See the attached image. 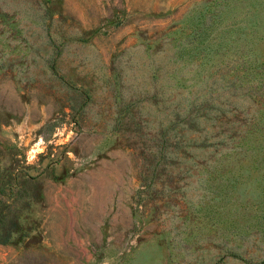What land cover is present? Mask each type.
Here are the masks:
<instances>
[{
    "label": "rangeland",
    "instance_id": "rangeland-1",
    "mask_svg": "<svg viewBox=\"0 0 264 264\" xmlns=\"http://www.w3.org/2000/svg\"><path fill=\"white\" fill-rule=\"evenodd\" d=\"M0 264H264V0H0Z\"/></svg>",
    "mask_w": 264,
    "mask_h": 264
}]
</instances>
